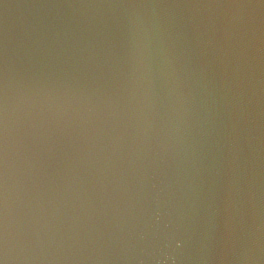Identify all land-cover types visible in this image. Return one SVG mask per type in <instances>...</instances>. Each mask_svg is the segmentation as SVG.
I'll use <instances>...</instances> for the list:
<instances>
[{
    "label": "water",
    "instance_id": "1",
    "mask_svg": "<svg viewBox=\"0 0 264 264\" xmlns=\"http://www.w3.org/2000/svg\"><path fill=\"white\" fill-rule=\"evenodd\" d=\"M0 74L9 264H264L262 0H0Z\"/></svg>",
    "mask_w": 264,
    "mask_h": 264
},
{
    "label": "snow or ice",
    "instance_id": "2",
    "mask_svg": "<svg viewBox=\"0 0 264 264\" xmlns=\"http://www.w3.org/2000/svg\"><path fill=\"white\" fill-rule=\"evenodd\" d=\"M264 2V0H262ZM52 135L48 128L40 127L31 109L21 110L15 128V147L19 161L22 184L20 215L25 228L19 233L18 242L23 247L31 243L30 233L27 230L30 200L29 169L32 157L40 149L43 138ZM9 161H10V124H9V97L6 78L0 74V264H9Z\"/></svg>",
    "mask_w": 264,
    "mask_h": 264
}]
</instances>
